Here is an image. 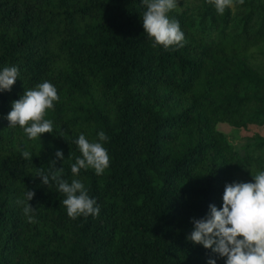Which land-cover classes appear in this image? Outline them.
<instances>
[{
	"label": "trees",
	"instance_id": "obj_1",
	"mask_svg": "<svg viewBox=\"0 0 264 264\" xmlns=\"http://www.w3.org/2000/svg\"><path fill=\"white\" fill-rule=\"evenodd\" d=\"M145 11L142 0H0V71L20 72L0 91V264H225L187 237L227 183L264 171V134L236 146L218 129L264 126V0L223 15L178 0L168 15L184 44L167 49L144 32ZM45 80L60 97L53 132L29 139L7 114ZM100 131L110 166L74 176L75 141ZM54 166L84 183L98 216L67 215L56 183L35 176ZM29 190L35 222L17 203Z\"/></svg>",
	"mask_w": 264,
	"mask_h": 264
},
{
	"label": "clouds",
	"instance_id": "obj_2",
	"mask_svg": "<svg viewBox=\"0 0 264 264\" xmlns=\"http://www.w3.org/2000/svg\"><path fill=\"white\" fill-rule=\"evenodd\" d=\"M242 5L244 0H238ZM146 6L142 21L144 32L154 43L153 47L162 45L183 47L185 34L178 20L170 18L168 13L178 6V0H142ZM214 4L218 14L223 15L227 8L234 6L235 0H208ZM20 72L18 67H5L0 71V91H11ZM60 99L58 90L51 82L45 80L33 89H26L20 99L12 102L7 114L9 127L19 125L29 139L40 138L44 133L53 132V121L47 119L48 110L54 109ZM100 142H90L81 133L75 141L81 157L71 165V173L78 175L81 169L92 168L97 175H102L110 166V155L103 141L109 137L104 131L98 133ZM56 157L63 159L62 150H57ZM25 159H32L27 150L22 152ZM55 161V160H53ZM56 162V161H55ZM62 167H53L47 173L41 169L35 176L42 177V184L50 187L55 182L57 190L64 194L62 204L67 215L76 219L83 215L98 216L100 208L95 198L89 196L88 189L78 179L69 183L63 178ZM253 175V174H252ZM254 182L233 181L227 183L223 193L222 207L209 205V212L203 218H192L194 229L187 237L195 244H202L220 257L226 258L225 264H264V171H259ZM24 199L17 203L23 205V213L29 222H35V212L29 201L35 192L29 190ZM208 264H216L210 258Z\"/></svg>",
	"mask_w": 264,
	"mask_h": 264
},
{
	"label": "rangeland",
	"instance_id": "obj_3",
	"mask_svg": "<svg viewBox=\"0 0 264 264\" xmlns=\"http://www.w3.org/2000/svg\"><path fill=\"white\" fill-rule=\"evenodd\" d=\"M218 129L222 131L229 142L236 146H241L246 137L253 135L254 133L264 134V126L250 125L247 129L237 128L227 123H219Z\"/></svg>",
	"mask_w": 264,
	"mask_h": 264
}]
</instances>
